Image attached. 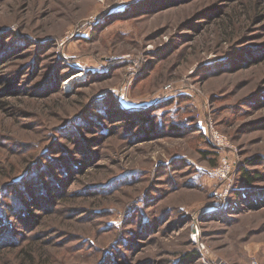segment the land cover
<instances>
[{
    "label": "rangeland",
    "instance_id": "374dc122",
    "mask_svg": "<svg viewBox=\"0 0 264 264\" xmlns=\"http://www.w3.org/2000/svg\"><path fill=\"white\" fill-rule=\"evenodd\" d=\"M219 260L264 264V0H0V264Z\"/></svg>",
    "mask_w": 264,
    "mask_h": 264
},
{
    "label": "built area",
    "instance_id": "2783aa9c",
    "mask_svg": "<svg viewBox=\"0 0 264 264\" xmlns=\"http://www.w3.org/2000/svg\"><path fill=\"white\" fill-rule=\"evenodd\" d=\"M200 125L204 133L206 134L207 139L212 143H214L217 148L222 149V152H226L227 150H230V148L231 149L233 148L231 146L230 139L225 134L217 130L212 122H207L206 125L204 124V126L202 124ZM229 169L230 168H228V166H225L222 169V174H221L222 180H227L229 178L230 176ZM197 234H198L197 232H195L194 234L195 237L193 240L195 243L199 242L197 238ZM213 264H226V263L223 260H219L217 262H214Z\"/></svg>",
    "mask_w": 264,
    "mask_h": 264
},
{
    "label": "trees",
    "instance_id": "16d2710c",
    "mask_svg": "<svg viewBox=\"0 0 264 264\" xmlns=\"http://www.w3.org/2000/svg\"><path fill=\"white\" fill-rule=\"evenodd\" d=\"M111 105V104H110ZM121 105L123 106V109L124 110H126V111H141V107H135V106H133V107H128V106H125V104L124 103H121ZM150 106H152V105H150ZM149 107V106H148ZM123 114V113H122ZM124 115V114H123ZM149 118H147L146 116H143L142 118H141V120L142 121H147ZM153 125V124H152ZM152 130L153 129H155V127H152L151 128ZM206 136V135H205ZM206 139H205V142H206V144L208 145V146H214V147H216L215 146V144L214 143H212L211 141H209L208 139H207V137H205ZM217 148V147H216ZM218 149V148H217ZM219 150V149H218ZM215 152H218L219 153V151H215ZM243 173V179H244V181H245V183L247 184V185H250L251 183H253V181L254 180H256L258 177L257 176H255V175H253V174H251V173H249V171L248 170H246V171H243L242 172ZM246 184H245V186H242L243 188H245L246 189ZM247 187H249V186H247ZM235 190H237V189H235ZM237 196V195H236ZM200 257V251H199V249L196 247L195 248V251H194V253H191V254H187V255H185V257H184V260H186V261H194V260H196L197 258H199Z\"/></svg>",
    "mask_w": 264,
    "mask_h": 264
},
{
    "label": "crops",
    "instance_id": "0c3cea01",
    "mask_svg": "<svg viewBox=\"0 0 264 264\" xmlns=\"http://www.w3.org/2000/svg\"><path fill=\"white\" fill-rule=\"evenodd\" d=\"M125 106H128V107H133L132 105H127V104H125Z\"/></svg>",
    "mask_w": 264,
    "mask_h": 264
}]
</instances>
